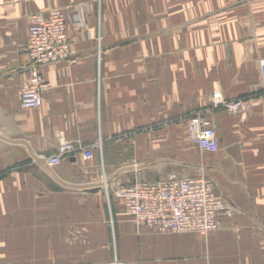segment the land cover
<instances>
[{"label": "crops", "instance_id": "crops-1", "mask_svg": "<svg viewBox=\"0 0 264 264\" xmlns=\"http://www.w3.org/2000/svg\"><path fill=\"white\" fill-rule=\"evenodd\" d=\"M55 9L70 56L25 110L28 19ZM262 61L264 0H0V264H264ZM194 113L216 153L191 144ZM62 140L74 152L48 166ZM187 168L221 198L217 230L133 223L117 191L200 176Z\"/></svg>", "mask_w": 264, "mask_h": 264}, {"label": "built area", "instance_id": "built-area-1", "mask_svg": "<svg viewBox=\"0 0 264 264\" xmlns=\"http://www.w3.org/2000/svg\"><path fill=\"white\" fill-rule=\"evenodd\" d=\"M28 20L25 51L29 65L26 80L18 94L21 108L36 110L42 104V92L48 87L41 69L67 60L71 48L66 33V18L61 10H51L44 15L34 14ZM259 71L264 81V61L260 63ZM245 106L244 102L227 104L217 94L213 96V107H225L231 114L238 113ZM186 132L191 144L200 151L209 154L217 152L212 121L201 113H194L186 122ZM94 148L101 151L99 143ZM56 151L46 160L48 166L58 165L74 152L70 144L63 140ZM80 151L84 161L93 159L92 148ZM117 197L133 223L153 235L190 233L207 236L219 226L217 216L222 209L221 198L210 189L203 176L162 183L138 182L121 187Z\"/></svg>", "mask_w": 264, "mask_h": 264}, {"label": "rangeland", "instance_id": "rangeland-1", "mask_svg": "<svg viewBox=\"0 0 264 264\" xmlns=\"http://www.w3.org/2000/svg\"><path fill=\"white\" fill-rule=\"evenodd\" d=\"M195 160V159H194ZM187 171H189L190 173V175H192L193 173H195L196 171H197V169L195 170V169H191V168H187ZM197 173H199L200 174V176H201V172H198L197 171Z\"/></svg>", "mask_w": 264, "mask_h": 264}]
</instances>
